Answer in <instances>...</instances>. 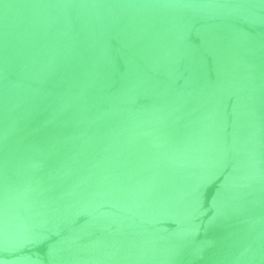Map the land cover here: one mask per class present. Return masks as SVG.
Masks as SVG:
<instances>
[{
    "label": "water",
    "instance_id": "obj_1",
    "mask_svg": "<svg viewBox=\"0 0 264 264\" xmlns=\"http://www.w3.org/2000/svg\"><path fill=\"white\" fill-rule=\"evenodd\" d=\"M0 264H264V0H0Z\"/></svg>",
    "mask_w": 264,
    "mask_h": 264
}]
</instances>
